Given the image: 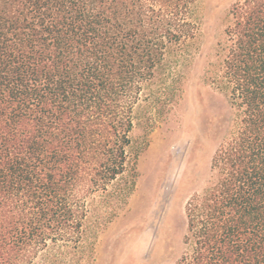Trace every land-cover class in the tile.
Returning a JSON list of instances; mask_svg holds the SVG:
<instances>
[{
    "label": "trees",
    "instance_id": "obj_1",
    "mask_svg": "<svg viewBox=\"0 0 264 264\" xmlns=\"http://www.w3.org/2000/svg\"><path fill=\"white\" fill-rule=\"evenodd\" d=\"M197 1L0 0V264H81L127 205L135 109L175 91L155 74L193 43ZM204 61L228 115L172 264H264V0L230 5Z\"/></svg>",
    "mask_w": 264,
    "mask_h": 264
},
{
    "label": "rangeland",
    "instance_id": "obj_2",
    "mask_svg": "<svg viewBox=\"0 0 264 264\" xmlns=\"http://www.w3.org/2000/svg\"><path fill=\"white\" fill-rule=\"evenodd\" d=\"M235 1H197L201 24L193 43L184 58L169 54V60L178 61L170 73L155 74L159 88L170 84L166 90L172 85L175 91H169L154 119L145 102L135 109L130 137L141 149L128 203L91 236L93 247L87 245L81 264H172L180 255L184 203L205 185L218 125L228 115L226 98L203 81L201 67L212 56Z\"/></svg>",
    "mask_w": 264,
    "mask_h": 264
}]
</instances>
